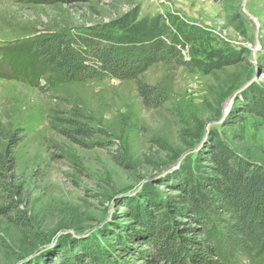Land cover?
Masks as SVG:
<instances>
[{"label":"rangeland","instance_id":"1","mask_svg":"<svg viewBox=\"0 0 264 264\" xmlns=\"http://www.w3.org/2000/svg\"><path fill=\"white\" fill-rule=\"evenodd\" d=\"M134 11L179 33L181 60L141 76L165 92L161 105L145 106L129 79L14 71L8 53L29 41L60 34L78 47ZM253 87L264 93V0H0V264L57 252L68 264L72 245L107 252V234H140L134 205L173 195L216 140L264 166V120L241 104Z\"/></svg>","mask_w":264,"mask_h":264},{"label":"trees","instance_id":"2","mask_svg":"<svg viewBox=\"0 0 264 264\" xmlns=\"http://www.w3.org/2000/svg\"><path fill=\"white\" fill-rule=\"evenodd\" d=\"M41 1L56 4L61 0ZM135 17L134 11L95 28L78 47L57 34L50 43L31 40L8 56L15 72L29 69L28 77L42 78L50 68L63 83L96 76L133 80L142 103L159 106L166 101L165 92L142 82L141 76L155 63L181 60L179 33H172L161 16ZM45 80L54 83L51 77ZM241 100L244 111L256 112L264 120L263 92L253 87ZM86 131L79 128L82 134ZM169 185L174 194L166 200L134 205L140 234H107L111 243L107 252L72 245L76 253L68 264L80 260L91 264H259L264 260V166L216 140L195 160L193 169L187 166ZM64 256L54 253L45 264H65Z\"/></svg>","mask_w":264,"mask_h":264},{"label":"water","instance_id":"3","mask_svg":"<svg viewBox=\"0 0 264 264\" xmlns=\"http://www.w3.org/2000/svg\"><path fill=\"white\" fill-rule=\"evenodd\" d=\"M171 167H172V166H171ZM171 167H169V169H170ZM162 171H164V172H165V171H167V169H163Z\"/></svg>","mask_w":264,"mask_h":264}]
</instances>
